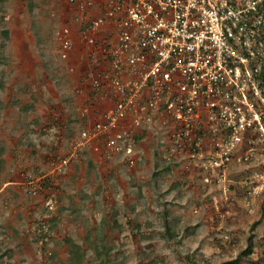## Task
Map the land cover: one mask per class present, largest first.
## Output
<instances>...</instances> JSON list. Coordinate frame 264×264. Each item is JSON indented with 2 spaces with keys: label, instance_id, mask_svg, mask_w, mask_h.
<instances>
[{
  "label": "rangeland",
  "instance_id": "rangeland-1",
  "mask_svg": "<svg viewBox=\"0 0 264 264\" xmlns=\"http://www.w3.org/2000/svg\"><path fill=\"white\" fill-rule=\"evenodd\" d=\"M73 16L67 0H0V264H264L261 82L250 97L263 126L241 133L225 179L212 172L222 160L212 142L194 163L170 157L172 127L160 124L139 133L132 160L103 158L96 140L56 175L54 158L84 127L74 120L86 100L74 90L105 65L90 61ZM64 26L75 43L66 61ZM96 97L91 122L108 105ZM68 239L81 245L80 263Z\"/></svg>",
  "mask_w": 264,
  "mask_h": 264
},
{
  "label": "built area",
  "instance_id": "built-area-1",
  "mask_svg": "<svg viewBox=\"0 0 264 264\" xmlns=\"http://www.w3.org/2000/svg\"><path fill=\"white\" fill-rule=\"evenodd\" d=\"M67 1L90 61L105 64L89 80L95 97L86 92L80 115L90 119L96 94L112 103L73 138L68 154L54 158L56 175L96 140L103 158L122 153L132 160L136 136L160 124L172 127L170 157L194 163L212 142L222 158L212 172L225 179L231 150L245 140L241 133L263 126L250 94L259 95L264 69V0ZM57 38L66 61L75 45L71 27Z\"/></svg>",
  "mask_w": 264,
  "mask_h": 264
},
{
  "label": "trees",
  "instance_id": "trees-1",
  "mask_svg": "<svg viewBox=\"0 0 264 264\" xmlns=\"http://www.w3.org/2000/svg\"><path fill=\"white\" fill-rule=\"evenodd\" d=\"M81 30H83L82 28H81ZM3 45L5 46V44L3 43ZM91 62H93V61H91ZM94 63V62H93ZM260 81H261V83L263 84V86H264V69H263V75H262V77L260 78ZM93 97H95L94 95H92ZM99 102V101H98ZM92 105V104H91ZM3 107V100L1 99V96H0V110H1V108ZM29 107V110H31L32 111V109H31V107H32V104L30 105V106H28ZM26 110H28V108H26ZM80 118L82 119V121H84V122H86L88 119H89V117L87 116V117H83V116H81L80 115ZM139 137V135L138 136H136V141H137V138ZM87 151V149H85V150H83V152L82 153H84V152H86ZM60 175V174H59ZM59 175H57V176H59ZM48 181L49 180H47L46 181V184L48 183ZM45 235H46V233H44ZM69 240V243L71 244V246H72V249H73V251L75 252V254H76V258H77V263H80V261H81V259H82V257H81V249H82V247H81V245H79V244H77L75 241H73V240H71V239H68ZM252 244H250L249 245V247L244 251V254L245 255H247V254H250V253H252ZM229 264V263H228Z\"/></svg>",
  "mask_w": 264,
  "mask_h": 264
},
{
  "label": "crops",
  "instance_id": "crops-1",
  "mask_svg": "<svg viewBox=\"0 0 264 264\" xmlns=\"http://www.w3.org/2000/svg\"><path fill=\"white\" fill-rule=\"evenodd\" d=\"M78 88H82V89H84L85 90V93L84 94H81V93H79L78 91H77V89ZM76 90H74L75 91V94L76 95H78L79 96V98L81 99V100H84L85 101V99H86V97H85V95H86V92H88L89 91V93H91L90 92V87H89V82L86 84V85H82V86H77L76 88H75ZM104 101H105V104H107L108 103V105H110V103H112V101L110 100V98L108 97V96H103V95H99ZM108 97V98H107ZM108 99V100H107ZM101 101V100H100ZM104 101H101V104H103L104 105ZM103 105H101L100 106V108L101 107H103ZM107 106V105H106ZM53 115H56V114H53ZM51 116V115H50ZM46 117L48 120H49V122H51V120H53V119H55V120H59V121H63V120H65V118L63 117V115H60L58 118H56V116L54 117V116H52V119H51V117ZM80 122V121H82V119L80 118V113H79V115H78V119H75L74 120V122ZM90 122V120L88 119L86 122H84V127H86L87 125H88V123ZM83 127V128H84Z\"/></svg>",
  "mask_w": 264,
  "mask_h": 264
}]
</instances>
